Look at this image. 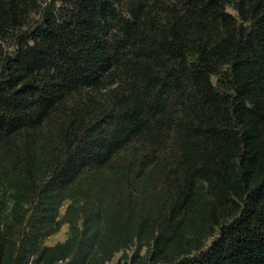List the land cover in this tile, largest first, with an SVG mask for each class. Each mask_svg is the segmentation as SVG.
Returning a JSON list of instances; mask_svg holds the SVG:
<instances>
[{"label":"trees","instance_id":"16d2710c","mask_svg":"<svg viewBox=\"0 0 264 264\" xmlns=\"http://www.w3.org/2000/svg\"><path fill=\"white\" fill-rule=\"evenodd\" d=\"M118 253L264 264V0H0V264Z\"/></svg>","mask_w":264,"mask_h":264},{"label":"rangeland","instance_id":"374dc122","mask_svg":"<svg viewBox=\"0 0 264 264\" xmlns=\"http://www.w3.org/2000/svg\"><path fill=\"white\" fill-rule=\"evenodd\" d=\"M62 212L63 210L61 211V213ZM67 235H68V225L63 224L60 227L59 231L55 233L54 235L48 237L44 243L45 245H54V244L63 242L67 238ZM120 257H121V253L116 254L114 258L107 264H117Z\"/></svg>","mask_w":264,"mask_h":264}]
</instances>
